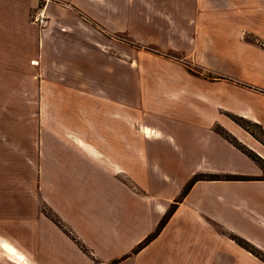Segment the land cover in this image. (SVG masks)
<instances>
[{
    "label": "crops",
    "instance_id": "0c3cea01",
    "mask_svg": "<svg viewBox=\"0 0 264 264\" xmlns=\"http://www.w3.org/2000/svg\"><path fill=\"white\" fill-rule=\"evenodd\" d=\"M69 1L58 7L62 16L51 10L45 32L32 31L25 41L31 5L0 0V87L4 78L27 72L40 86L42 76L54 75L64 92L100 94L80 105L94 130L81 132L80 143L66 138L76 132L63 133L39 152L41 195L58 222L38 213L29 235H0V264H264L230 238L234 234L264 254V168L215 129L264 161V145L230 117L264 133V47L243 36L251 33L264 43V0H127L123 21L118 0ZM81 31L85 40L78 47L74 35ZM119 32L134 44L178 52L202 70L190 75L176 68L173 79V64L145 55V61L167 65L160 83L145 92L177 96L143 101L141 133L121 130L119 116H131L134 107H121L125 90L115 81L125 66L97 48L114 44ZM126 70L136 73L133 63ZM199 173L250 179L196 181L158 235L134 252Z\"/></svg>",
    "mask_w": 264,
    "mask_h": 264
},
{
    "label": "rangeland",
    "instance_id": "374dc122",
    "mask_svg": "<svg viewBox=\"0 0 264 264\" xmlns=\"http://www.w3.org/2000/svg\"><path fill=\"white\" fill-rule=\"evenodd\" d=\"M70 3L69 0H25L26 7H28V4L31 5L27 17L29 23H26L29 27L25 26V41H27V35L32 33V31H42L43 33L45 32L43 30L52 25L51 10L55 8L58 11L60 10L58 7L69 6ZM118 3L123 21L126 17L127 0H118ZM56 13L57 16L63 15L59 11ZM84 18L91 25L96 26L95 22L90 18ZM57 27L62 32L61 28ZM67 32L70 33L69 30ZM114 35V44L110 46L99 45L97 48L100 50L102 48L103 51L101 52H104L107 56L119 58L122 65L125 66V68L123 67L115 74L117 76L115 81L117 86L121 87V90H125L120 95L121 107L126 110L128 106L134 107L130 110L131 116L129 114H126L125 117L123 115L119 116L121 117V130L124 131L123 129L125 128L128 132L130 130L134 133H141L144 131L143 125H141V117L144 111L140 109L141 105L143 107V101L155 95H164L167 101L173 100L177 96L173 93L145 92V86L149 88L160 83L163 77L161 73H164V71H161L167 68V65L164 66L160 59L145 61V55L149 54V57H152V55L159 56L162 60H166L167 64H173V70L182 68L189 72L190 75H199L198 72L200 73L202 70L184 62L186 60L183 56L173 50H164L155 45L134 44L130 42V38L124 32ZM74 36L78 37L75 45L81 47V43H84L83 40H85L83 32L81 31ZM243 36L245 39L264 47V43L257 40L254 34L243 33ZM88 44L89 47H93V43ZM83 45L87 47V44ZM134 57H136V61ZM130 63H133V67L136 69L134 74L126 70ZM42 72L44 74L49 73L48 66L45 64L42 65ZM176 72L177 70L174 71L173 79L176 76ZM36 79L38 78L28 75L27 72L25 74L10 75L4 78V85L0 87L4 90L0 92V235L5 237H14L17 233L25 236L29 235L31 232V220L38 213H43L53 221L58 222L41 195L39 187L40 173L38 171L39 152L41 148H51L54 140L60 138L63 133L76 132L73 136H66V138L76 140L74 143H80L78 139L81 132L85 133L88 129L89 131L95 129L94 125L86 124L88 122L86 114L88 109L80 107V105H85L87 100L96 101L95 97L100 94H76L74 91L64 92L61 90L64 88L62 81L54 75L42 76V86H40L39 79ZM169 79V77H164L167 83H169ZM106 85H112V77L107 74ZM150 90L152 92V89ZM105 99L107 100L108 98L105 97ZM77 102L78 105H76ZM70 103L74 105V108L69 107ZM82 116L85 124L80 125V117ZM116 116L118 117V115ZM69 117L73 118L71 120L72 124ZM75 122L78 123L75 124ZM70 124L73 131H68ZM91 127L92 130L90 129ZM218 128L220 127H215V129ZM248 129L251 135L256 134L258 136L260 133L255 126L249 125ZM223 131L226 132L224 129ZM145 132L148 133L149 130L145 129ZM226 133L228 135H223L235 138L232 134ZM49 139L53 140L52 144ZM236 141L241 144L238 139ZM196 175L210 174L199 173ZM261 177H264V172ZM185 186L170 203L168 209L172 208L177 200L182 199L181 195ZM138 245L133 250L134 252L138 251Z\"/></svg>",
    "mask_w": 264,
    "mask_h": 264
},
{
    "label": "trees",
    "instance_id": "16d2710c",
    "mask_svg": "<svg viewBox=\"0 0 264 264\" xmlns=\"http://www.w3.org/2000/svg\"><path fill=\"white\" fill-rule=\"evenodd\" d=\"M231 118L238 123L239 125H241L245 130L249 131V125L251 126H255L257 129H259L260 133L257 136L256 134H253L254 137H256V139H258L263 145H264V133L262 131V129L260 128V126H258L255 123H252L250 121H247L243 118L237 117V116H232ZM217 131L224 136L225 134H227L226 132L223 131V129L218 128ZM224 134V135H223ZM228 135V134H227ZM225 139H227L229 142H231L235 147H237L239 150H241L243 153H245L246 155H248L253 161H255L257 164H259L260 166H262L264 168V161L258 156L256 155L254 152L249 151V149H247L245 146H243L242 144H239L235 138L233 137H226L224 136ZM211 179H225V180H247L250 179L248 177L245 176H238V175H194L186 184L185 188L182 191V199L183 197L186 195V193L188 192V190L190 189V187L198 180H211ZM181 199V200H182ZM181 200H177L176 204H173V207L168 209V211L164 214V216L162 217V219L159 221L157 227L155 228L154 232H152L149 236H147L144 241L142 243H140L138 245V250L143 247L144 245H146L147 243H149L153 238H155L158 233L162 230V228L164 227V225L167 223L168 219L170 218V216L172 215V213L174 212L175 209V205H177ZM230 238L233 239L237 244L241 245L242 247H244L245 249H247L248 251H250L252 254L256 255L257 257H259L260 259H262L264 261V254L258 250L257 248H255L254 246H252L249 242H247L246 240L234 235V234H230Z\"/></svg>",
    "mask_w": 264,
    "mask_h": 264
},
{
    "label": "bare ground",
    "instance_id": "6f19581e",
    "mask_svg": "<svg viewBox=\"0 0 264 264\" xmlns=\"http://www.w3.org/2000/svg\"><path fill=\"white\" fill-rule=\"evenodd\" d=\"M2 246L4 250H6L9 254L14 255L17 258H20L21 260H24L23 256L17 250H15L11 245L3 244Z\"/></svg>",
    "mask_w": 264,
    "mask_h": 264
}]
</instances>
